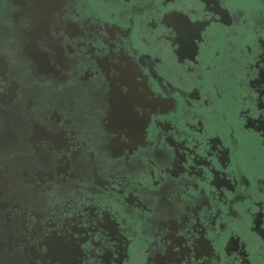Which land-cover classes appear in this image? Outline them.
<instances>
[{"label":"flooded vegetation","instance_id":"af4514ba","mask_svg":"<svg viewBox=\"0 0 264 264\" xmlns=\"http://www.w3.org/2000/svg\"><path fill=\"white\" fill-rule=\"evenodd\" d=\"M261 104L264 0H0V264H264Z\"/></svg>","mask_w":264,"mask_h":264},{"label":"snow or ice","instance_id":"6c2138e0","mask_svg":"<svg viewBox=\"0 0 264 264\" xmlns=\"http://www.w3.org/2000/svg\"><path fill=\"white\" fill-rule=\"evenodd\" d=\"M166 23L170 24L172 28H175L176 32L178 33V39L180 40L181 47L184 46L182 37L197 26L195 20H190L185 16H177L171 18L167 20ZM114 74L116 79L119 81V84L121 85V87L117 89V94L127 102L129 114L134 119L142 118V110L145 109L148 105H163L168 102L166 99H161L151 92H143L140 89L137 81L144 78L145 74L142 72L139 65L134 61L129 60L126 63L125 67L119 68L117 71H115ZM244 115L250 117L251 110L249 109V111L244 113ZM255 115L258 118L264 119V104L260 105V111H257ZM122 130L123 129L119 128L114 130L116 137L119 139H122ZM207 155L210 157L211 152L209 151ZM36 243L37 245H39L40 241L37 240ZM80 243L81 241L79 239L73 237L68 233H65L61 241L63 251L69 258L76 256ZM69 264H71L70 261Z\"/></svg>","mask_w":264,"mask_h":264},{"label":"bare ground","instance_id":"6f19581e","mask_svg":"<svg viewBox=\"0 0 264 264\" xmlns=\"http://www.w3.org/2000/svg\"><path fill=\"white\" fill-rule=\"evenodd\" d=\"M213 8H215V7H213ZM215 9H218V8H215ZM214 9V10H215ZM222 11V10H221ZM227 16V15H226ZM223 17V16H222ZM165 18V17H164ZM225 18V17H224ZM222 19V18H221ZM165 21V20H164ZM167 21V20H166ZM163 22V21H162ZM188 35V34H187ZM189 35H191V33L189 34ZM185 36V35H184ZM183 36V37H184ZM192 37V36H191ZM192 39V38H191ZM191 46V45H190ZM177 50V49H176ZM194 51V50H193ZM190 52V51H189ZM193 53V52H192ZM186 55V54H185ZM188 55V54H187ZM190 57V56H189ZM180 58V57H179ZM170 101V100H169ZM171 102V101H170ZM126 111V110H125ZM145 116H148V115H145ZM257 127V126H256ZM143 137V136H142ZM142 139V138H141ZM142 143V142H141ZM115 225V224H114ZM200 244V243H199ZM201 246V245H200ZM205 246V245H204Z\"/></svg>","mask_w":264,"mask_h":264}]
</instances>
